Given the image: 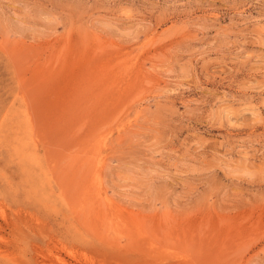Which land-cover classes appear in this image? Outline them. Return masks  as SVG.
Returning <instances> with one entry per match:
<instances>
[{
  "label": "rangeland",
  "instance_id": "374dc122",
  "mask_svg": "<svg viewBox=\"0 0 264 264\" xmlns=\"http://www.w3.org/2000/svg\"><path fill=\"white\" fill-rule=\"evenodd\" d=\"M0 264H264V0H0Z\"/></svg>",
  "mask_w": 264,
  "mask_h": 264
},
{
  "label": "bare ground",
  "instance_id": "6f19581e",
  "mask_svg": "<svg viewBox=\"0 0 264 264\" xmlns=\"http://www.w3.org/2000/svg\"><path fill=\"white\" fill-rule=\"evenodd\" d=\"M172 239V238H171Z\"/></svg>",
  "mask_w": 264,
  "mask_h": 264
}]
</instances>
